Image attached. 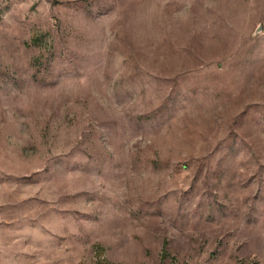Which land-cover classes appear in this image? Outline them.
<instances>
[{"label":"rangeland","instance_id":"1","mask_svg":"<svg viewBox=\"0 0 264 264\" xmlns=\"http://www.w3.org/2000/svg\"><path fill=\"white\" fill-rule=\"evenodd\" d=\"M0 264H264V0H0Z\"/></svg>","mask_w":264,"mask_h":264},{"label":"water","instance_id":"2","mask_svg":"<svg viewBox=\"0 0 264 264\" xmlns=\"http://www.w3.org/2000/svg\"><path fill=\"white\" fill-rule=\"evenodd\" d=\"M259 29H257V31H258Z\"/></svg>","mask_w":264,"mask_h":264}]
</instances>
